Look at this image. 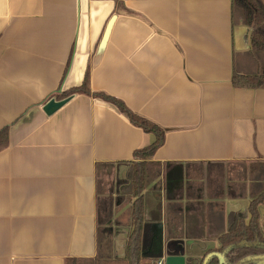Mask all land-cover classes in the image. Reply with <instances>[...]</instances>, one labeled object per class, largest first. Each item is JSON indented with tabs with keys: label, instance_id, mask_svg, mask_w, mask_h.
Listing matches in <instances>:
<instances>
[{
	"label": "crops",
	"instance_id": "0c3cea01",
	"mask_svg": "<svg viewBox=\"0 0 264 264\" xmlns=\"http://www.w3.org/2000/svg\"><path fill=\"white\" fill-rule=\"evenodd\" d=\"M248 34L231 0H0V264L94 258L103 197L114 201L113 250L124 256L134 152L154 137L93 95L42 110L86 73L91 92L164 130L150 158L164 169L142 191L163 257L202 264L220 252L219 235L238 213L248 224L264 188V87L232 84L233 73L264 72ZM166 163L184 171L168 193ZM258 211L264 233V201Z\"/></svg>",
	"mask_w": 264,
	"mask_h": 264
},
{
	"label": "trees",
	"instance_id": "16d2710c",
	"mask_svg": "<svg viewBox=\"0 0 264 264\" xmlns=\"http://www.w3.org/2000/svg\"><path fill=\"white\" fill-rule=\"evenodd\" d=\"M232 17H238L241 24L249 29L248 41L253 52L264 53V3L262 0H231ZM232 84L237 88L264 87V72L233 73ZM75 94L93 95L125 114L130 122L144 132L153 135V141L134 152L130 177L129 200L134 198L126 209L125 215L132 230L125 243L123 257H117L113 250L114 229L120 224L119 218H114L113 200L111 197L98 199L97 205V254L94 258H71L67 264H157L163 257L161 238L152 229V223L144 217V199L142 191L154 183L161 175L164 166L150 158L161 146L164 130L155 123L137 115L119 98L103 92H91L88 73L84 75L79 86L56 92L52 98L61 100ZM7 145V128L0 130V150ZM181 163H166L164 187L166 193L173 190L176 183L184 177ZM216 173H214L215 175ZM178 181V182H176ZM155 185L158 187V182ZM264 201V188L257 192L249 206L248 224L244 223V213L236 214V225L228 232L219 235L220 252H225L228 264H259L255 256H264V233L259 227L258 206ZM207 264H219L217 257H211Z\"/></svg>",
	"mask_w": 264,
	"mask_h": 264
},
{
	"label": "water",
	"instance_id": "95a60500",
	"mask_svg": "<svg viewBox=\"0 0 264 264\" xmlns=\"http://www.w3.org/2000/svg\"><path fill=\"white\" fill-rule=\"evenodd\" d=\"M72 96L63 98L61 100H56L55 98H50L42 107V110L47 114L51 115L67 103ZM217 257L219 259V264H227L224 252H210L207 254L202 261V264H207L211 257ZM254 259H260L259 264H264V256H255ZM163 264H185V258L182 255L170 254L163 257Z\"/></svg>",
	"mask_w": 264,
	"mask_h": 264
},
{
	"label": "rangeland",
	"instance_id": "374dc122",
	"mask_svg": "<svg viewBox=\"0 0 264 264\" xmlns=\"http://www.w3.org/2000/svg\"><path fill=\"white\" fill-rule=\"evenodd\" d=\"M239 22V19H238V17H233V23H236V22ZM250 165V164H249ZM252 165V164H251ZM252 177V176H251ZM247 179H250V173H249V175L247 176Z\"/></svg>",
	"mask_w": 264,
	"mask_h": 264
},
{
	"label": "built area",
	"instance_id": "2783aa9c",
	"mask_svg": "<svg viewBox=\"0 0 264 264\" xmlns=\"http://www.w3.org/2000/svg\"><path fill=\"white\" fill-rule=\"evenodd\" d=\"M157 264H163V259L159 260Z\"/></svg>",
	"mask_w": 264,
	"mask_h": 264
}]
</instances>
